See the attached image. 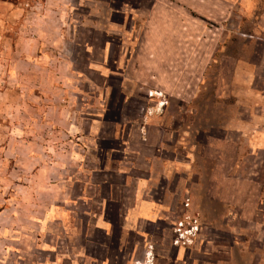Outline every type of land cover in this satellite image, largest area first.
I'll list each match as a JSON object with an SVG mask.
<instances>
[{
  "label": "rangeland",
  "instance_id": "obj_1",
  "mask_svg": "<svg viewBox=\"0 0 264 264\" xmlns=\"http://www.w3.org/2000/svg\"><path fill=\"white\" fill-rule=\"evenodd\" d=\"M156 109L202 174L182 202L199 212L190 234L202 206L221 207L206 216L235 245L222 264H264V0H0V264H70L83 240L106 264H127L118 228L107 241L94 232L81 194L106 192L110 176L87 179L119 120ZM170 216L184 243L183 215ZM158 225L143 227L161 244Z\"/></svg>",
  "mask_w": 264,
  "mask_h": 264
},
{
  "label": "crops",
  "instance_id": "obj_2",
  "mask_svg": "<svg viewBox=\"0 0 264 264\" xmlns=\"http://www.w3.org/2000/svg\"><path fill=\"white\" fill-rule=\"evenodd\" d=\"M150 97L156 98L154 95ZM160 99L161 97H158L157 102ZM141 114V119L135 122L126 120V115L119 120L120 125L114 126L109 134L115 142L114 145L102 149L99 147V152H105L104 158H98V162H94L95 169L89 171L87 179L89 181H92L98 172L111 177L109 181H102L104 182L102 185L106 187L104 194H101L99 189L95 195L81 194L82 200L89 204L88 220L95 226L94 232L102 231L107 241L110 232L112 234L118 228L119 234L115 247L118 253L122 252L120 246L127 249V264L131 258L135 264H154L155 260H160L162 264H168V262L172 264L182 251L186 252V255L183 260L179 258L178 261H181V264H194L195 254L198 255V260L201 259L202 264H222L221 255L231 254L235 245L221 241V218L218 222H212L207 220L206 216L214 209L217 213H221V207L202 206L200 212L203 213L202 218L205 222L192 235L190 232H184L182 235L184 243L175 242L174 226L177 221L170 215L179 211L184 216L178 218V222L185 224L184 230L194 225L192 221L197 220L199 212H194L193 208L183 205L182 202L187 196L190 198L191 195L188 192L191 193L194 188L202 185L200 184L202 174L195 170L196 161L192 148L185 142L180 132L161 122L160 117L164 112L160 109L143 110ZM156 118H158L157 121ZM98 126L97 124L93 127L92 131L95 135L93 141L96 144L98 140L95 139H104L106 136ZM91 145L97 146L93 143ZM115 177L119 178V184L115 182ZM209 182H213L211 178ZM95 185L101 187L99 184ZM131 187L132 195L128 193ZM209 187L211 188V185ZM117 191L120 192L119 195ZM207 195L209 196L208 192ZM172 198H174V204L170 202ZM217 201L221 202L219 199ZM113 207L117 209L119 221L111 217ZM254 211V215H259L257 208ZM148 223L150 225L159 223L160 232L158 233L162 236L161 244L155 240L150 241L151 237L145 235L147 229L143 226ZM225 225L230 224L228 222ZM257 225L259 229L262 228V225L259 226L258 223ZM88 229L92 230L85 225L83 238H89L93 246L102 247V244L86 235ZM131 235H136L137 239L141 240L135 243L136 240L130 239ZM169 239L171 242H168ZM247 249L248 247L245 246L243 251ZM78 250L81 257L77 254L76 258H69L70 264L87 262L106 264V258L109 259L105 256L100 259L91 253L86 240L82 241ZM133 252H137L136 257L132 256ZM253 252L258 255L254 250Z\"/></svg>",
  "mask_w": 264,
  "mask_h": 264
},
{
  "label": "trees",
  "instance_id": "obj_3",
  "mask_svg": "<svg viewBox=\"0 0 264 264\" xmlns=\"http://www.w3.org/2000/svg\"><path fill=\"white\" fill-rule=\"evenodd\" d=\"M211 181H213V184H216V179H215L214 177H211ZM223 183H225V182H223ZM216 188H218V185H215V189H216ZM211 189L214 191V187L211 186ZM217 199L221 200V198H218V197H217ZM255 208H256V207H254L253 210H254ZM249 210H251V209H249ZM249 210H248V211H249ZM253 212H254V211H253ZM242 214H243V213H242ZM243 216H244V214H243ZM243 218H245V217H243Z\"/></svg>",
  "mask_w": 264,
  "mask_h": 264
},
{
  "label": "built area",
  "instance_id": "obj_4",
  "mask_svg": "<svg viewBox=\"0 0 264 264\" xmlns=\"http://www.w3.org/2000/svg\"><path fill=\"white\" fill-rule=\"evenodd\" d=\"M183 226V225H182ZM179 230V232H181L180 234H181V236L184 234V232H190V233H192V230H193V227H191L190 229H188V230H182V228H179L178 229Z\"/></svg>",
  "mask_w": 264,
  "mask_h": 264
}]
</instances>
